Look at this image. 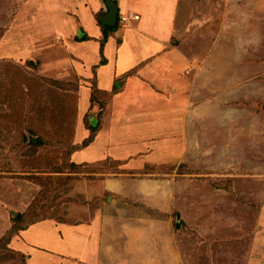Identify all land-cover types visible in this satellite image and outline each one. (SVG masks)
Wrapping results in <instances>:
<instances>
[{
	"label": "rangeland",
	"instance_id": "1",
	"mask_svg": "<svg viewBox=\"0 0 264 264\" xmlns=\"http://www.w3.org/2000/svg\"><path fill=\"white\" fill-rule=\"evenodd\" d=\"M154 1L161 2H148L154 5ZM52 2L54 0H0V242L13 234L10 243H0V264H58L61 258L54 253V246L50 249L36 244L25 245V248L17 246L24 243V239L16 230L47 219L68 223L79 221L82 225L93 222L103 209L102 204L109 209L113 197L119 198L110 192L104 194V180L113 177L169 180L170 184L164 186L176 191L173 212L168 209L167 212L151 213L150 205H159L162 199L156 197L158 187L152 189L153 198H149L150 191L144 190V183L116 181L110 185L109 182L110 188L126 193V196L139 197L145 191V198H149L148 202H136L140 206L134 208L139 215L128 217L127 224L137 226L138 222L145 223L154 218L161 231L162 226L165 230L168 227L174 241L167 249L159 250L162 260L159 264H168L167 258L169 264H264L263 185L260 184L261 190L257 191L258 188L253 193V184L246 183L247 176L252 175L255 164L260 162L250 161L246 140L240 137L234 160L237 165L232 168L231 160H228L231 153L224 146L226 142L220 146L212 136L207 140V146L204 142L203 145L196 142L195 157L184 163L187 143H183L179 125L184 107L190 106L192 112L200 106L208 114L216 112L219 105L224 115H234L237 110L240 117L245 118L239 122L240 128L247 127V118L253 122L249 123L251 127L264 125V32L258 34L264 22V0H182L180 14L186 22L171 48L165 51L158 50L157 44L146 42L144 37L139 39V45H134L135 38L126 35L135 31L134 23L130 22L139 15L123 11L119 14L115 34L106 39L102 34L103 42L94 38L76 42L74 35L79 31L80 36V28L77 29L74 23L77 21L78 27L81 26L79 20L76 18L70 23L71 30L59 22L58 13L62 7ZM88 4V9H92L91 2ZM140 6L136 8L139 10ZM153 10L154 6L151 7ZM124 15L131 17L127 24L121 22L120 17ZM100 17L95 16L96 24H100ZM157 19L162 17L154 15L151 21H145L151 35L159 26ZM247 19L254 20V24L249 25L251 32L241 30L245 37L250 36L251 44L255 41L253 53L256 57L254 60L244 58L254 63V67H247L248 74L240 73L245 83L239 84L240 96H234L233 89L217 84L215 77L218 74L219 78L221 73L222 81L226 79L228 72L223 70L226 67L223 64H229L232 69L236 67L230 62L231 58L240 57L239 67L246 68V61L243 62L237 51L240 48L246 53V45L241 39H225L222 26L241 25ZM161 21V31L165 32L167 23L163 22L165 19ZM223 22L226 24L222 25ZM85 31L88 33L90 29ZM93 31L91 33L96 34ZM156 36L157 31L154 38ZM179 39L181 44H176ZM121 46L125 47L122 49ZM219 49L227 56L220 54ZM156 50L160 53L154 56ZM128 53L135 56L123 61L121 66L132 68L131 71L111 79L114 70L120 69L121 57ZM185 53L193 65L184 73L190 66ZM219 57L221 66L217 67ZM142 59L154 61L151 64L156 65L148 70L147 67L141 69L145 64ZM197 59L201 66L205 65L201 70L196 64ZM96 83L106 85L108 95L96 93V101H91L92 86ZM113 87L123 92L122 99H116V95L112 98ZM236 97L238 101L233 99ZM252 97L254 103L250 102ZM103 114L106 115L101 130L103 146L111 155L118 156L114 144L118 147L119 133L117 139L113 133L121 130L128 135L140 136L135 141L141 150L131 146L132 151L151 149L160 157V163L144 164L143 154H125L126 158L121 160L110 155L99 162L73 165V142L76 140L81 145L89 136L90 122L98 119L101 124ZM189 129L191 131L192 127ZM207 129L215 131L209 124ZM219 139L226 140V136ZM121 146L126 148L127 142H122ZM204 146L206 149L200 159L198 150ZM90 151L85 155L86 161L92 155L97 159V151L93 148ZM217 176L234 177L235 180L214 179ZM200 178L206 183L204 186H197ZM184 180L194 184L186 185L188 192L181 189ZM147 187L145 184V189ZM203 187H207V200L211 204H204L202 198H197ZM214 190L233 194L232 207L223 204V208L214 207L213 201L208 199L209 191ZM133 201L120 202L128 207ZM120 202L118 204L122 205ZM206 204H210L211 210ZM98 216L100 219L102 213ZM93 225L96 223L82 228ZM64 235L70 238L69 234ZM82 235L86 239L93 238L87 230L82 231ZM37 241L41 245L56 243L39 238ZM147 255L144 249L140 253V247L127 248L126 263L122 264H147L144 262Z\"/></svg>",
	"mask_w": 264,
	"mask_h": 264
},
{
	"label": "crops",
	"instance_id": "2",
	"mask_svg": "<svg viewBox=\"0 0 264 264\" xmlns=\"http://www.w3.org/2000/svg\"><path fill=\"white\" fill-rule=\"evenodd\" d=\"M114 1L118 3L119 14L121 11H123L127 13H132V14L135 13L140 16L139 20L130 22V23H134L135 31H129V33L126 35L127 37L135 38V41L133 42L135 43L134 45H139V39L144 37V40L146 42H151L153 45L157 44V47L159 48L158 50L165 51L166 49L171 48V46L173 45V41L176 39L177 33H179L180 30L183 31L182 24H185L186 20L184 19V16H182L183 14L182 15L180 14V6H182V0H161V2L154 1L155 2L154 5L148 2L152 0H114ZM88 2H91L92 9L90 7L88 9V7L86 6ZM52 3L54 5L58 4L62 7L61 11L58 13L59 14L58 16L60 18L59 22L70 27L71 25L70 23L74 20L76 21V18H77V20H79V23L82 27L81 26L78 27L77 21L76 23L74 22L72 23L76 25L77 29L80 28V34L85 33L91 39L92 38L98 39V40L102 39L103 32H102V27H101L102 24L100 23V19L106 13V8L103 3V0H54V2ZM140 5H142V7ZM136 6H140L139 10L136 8ZM152 6H154L153 11H151ZM141 11L144 13L145 21H148V19L150 20V18L151 17L153 18L154 15H156V17L157 16L162 17L161 20L165 19V21H163L164 23H167L165 32H163V29L161 31L162 21L157 19V24H159V26L158 27L156 26V29L154 31V32L157 31V36L154 38V32L152 33V35L148 33L146 30L147 26L143 19V14ZM74 13H76L77 15ZM82 14L84 15L83 17L81 16ZM97 15H101L99 19L100 24H96L95 22V19H96L95 16ZM181 18H182V21H181ZM82 21H83V24H82ZM143 21H144V24L141 23ZM223 24H226V22L225 23L223 22L222 25ZM251 24H254V20L247 19L246 23L241 24V25L239 24L234 25L230 23L228 27L222 26V28H224L225 31L221 33H222V36H225V39L227 38L230 40L231 39H241L242 43L245 42V45H246V53H243V49L240 50V48H238L237 50L238 55L243 57V62L246 61L247 63L246 68L244 67L243 69L242 67H239L240 57L231 58L230 62L231 63L234 62L233 65L236 67L232 69L229 64H223L226 66L223 70L228 72L226 79L222 81L223 78L221 79V76H222L221 73L219 74L221 75L219 76V78H217L218 74L216 75L217 77H215V82H217V84L219 85L222 84V85L228 86L231 89H233L234 96L235 95L240 96L239 94L240 85L239 84L241 82L245 83L244 80L242 79L244 77L241 76L240 73L244 71L247 73L249 71V68L254 67V63L244 58L248 57L250 60L251 59L254 60V57H256V53H253L255 49L254 46L256 45L255 41L251 44L250 36L248 35L247 37H245L244 34H242L244 32L241 30V29H244L245 31L247 30V33L248 31L251 32V29H249V25ZM70 29L72 30L71 27ZM86 29H90L88 33L91 34V36L85 31ZM73 30H74V27H73ZM92 30H94L93 32H96V34L91 33ZM260 32L261 33L264 32V22L262 24V31H259L258 34H260ZM58 33L63 38L62 33L61 32H58ZM183 33L184 32H181V34ZM78 34H79V31L76 32V35L74 36L77 37ZM160 34H162V36ZM219 38H220V35H219ZM255 38L256 36H254V40ZM125 42L126 40L123 41V45L126 44ZM177 43L181 44V40L180 39L177 40L176 44ZM121 47L123 49L125 46H121ZM158 50H156V52L153 53L154 56H157L158 53H160L158 52ZM218 52L224 56H227V54L222 53L223 51L221 49H219ZM134 56H135L134 53L124 54V56L121 57L120 69H118L117 67L114 70V73H112L111 79H113V77L115 78V77H118V75H123L124 73L131 71L132 68L123 69L121 65L123 61H129L133 59ZM257 56H260V55H257ZM185 57L187 58L188 64L190 66L189 68L184 69V73L187 72L188 69H190V67L193 65L190 58L186 56V53H185ZM220 59L221 58L219 57L218 59L219 65L217 67L221 66ZM141 62L145 63L141 66L142 67L141 69H144L147 67V70H148L149 69L148 67H151V66L153 67L154 65H156L155 63L151 64L154 61L146 62L145 59L144 60L142 59ZM141 62L140 64H142ZM200 62L201 61H199V59L196 60V64L198 65V68L201 70L205 65L201 66ZM196 64L194 66H196ZM248 66L249 68L247 69ZM221 71L222 70H220V72ZM247 83L249 84L250 82H247ZM248 84L245 85L247 88H248ZM96 87L101 91H106V85H98L96 83ZM249 92L251 93V91ZM115 95H116V99H122L123 92L121 91L115 92V94H112V98ZM233 99L235 100L237 99L238 101V97L233 98ZM254 101H255V98L253 99L252 97L250 102L254 103ZM189 107L188 108L184 107V111L182 112L183 114L182 119L179 124L180 127H182L181 136L184 139L183 143L184 145H186L185 141L187 143L186 145L187 150L185 152H188V153L187 155L183 157L184 163L187 161H191L195 157L196 148L194 146L196 142L202 145L204 142L205 146H207V140H210V138L212 139V136H214L215 141L217 139L220 142L219 143L220 146L223 144V142H226L224 143V146L225 148L227 146L228 152L231 153L228 160H231V167L233 168L235 165H237V163H235L234 161L236 160L235 151L238 152L239 142H240V137H241V139L246 140L247 152L251 158L250 161L258 160L257 162H260L259 164L254 163L257 166L254 167L252 175L247 176L248 179H246L247 181L246 183L249 182L253 184V187L251 189L253 193H255V191L258 188L259 189L257 191L261 190L262 185H263V189L261 192L262 194L261 200L264 203V162H263L264 161V125H262L261 127H251L249 126V123H253V122H251L247 118V122H246L247 127L240 128L239 122L245 118L240 117L237 110L235 111L234 115L233 114L224 115L223 113H221L222 106L220 105H219V108L221 107L220 110L218 108L219 112L218 110H216V112L208 113V114L205 113L204 109H202V107L200 106L197 109L192 110V112H190ZM103 115H102V122L100 124V128L97 132L94 142L90 146L86 147L85 149H82L83 150V151L81 150L82 152L77 151L73 155V159L76 163L77 162H82V163L83 162H87V163L99 162V161L108 159L109 156L111 155L107 151L106 147L103 146L104 142H103V135L101 134V130H102L103 121L106 116L105 114ZM204 124H205V128H203ZM208 124H209V127L214 128L215 131L210 132L211 130L207 129ZM185 127L188 128L187 131H185L186 130ZM191 127H192L191 131H193L192 132L193 134L192 133L190 134L191 131L189 128ZM119 129H120V124H119ZM118 133H119V137L117 139ZM113 135H114V139H117L116 142L119 143L118 147H116L114 144L115 152H118V156L116 157V155L114 154L111 155L114 158H120V159H115V160H121V158H126L125 154H128V155H132V154L142 155L143 154L144 164L155 163L157 161L160 163V157H158V155H155V153L153 154V150L151 149L143 150V151H135V152L132 151L131 146H134L138 148L139 150H141L139 148V145L135 141L136 139L139 140L140 138L139 135H134V133H131L130 135H128L127 133H124L121 130H115ZM190 135H191V138H190ZM89 136H90V131H89ZM203 136H204V139H202ZM221 136H226V140L219 139V137ZM122 142H127L126 148H122L121 146ZM205 146L204 148L198 150V154H199L198 156L200 159L203 155L202 154L203 149H206ZM91 148L97 151V154H96L97 159H95L94 155H92V157L86 161L85 155L88 152H91L90 151ZM225 148H224V151H225ZM164 152L165 151H163L162 153ZM81 153L84 155H81ZM99 156L100 158L98 159ZM161 161L164 162V160H161ZM113 178L114 179H110L109 181L107 179L104 180L106 181L104 184V194L107 192L108 193L110 192V194L111 193L115 194L119 198L116 199L113 197V202H112L113 207L110 206L109 209L106 208L105 204H102L103 209L99 210L98 214L96 215V220H94L93 222H88L85 225L80 224L81 222L79 221L74 222V223H68L64 221L50 220V219L39 221L19 231L20 235L24 239V243L17 242L18 243L17 246H23L25 248V245L32 247V245L36 244V246L45 247L47 249H50V246L51 247L54 246L55 248L54 253H56L58 257L61 258V259H58L57 261L58 264H111V263L112 264H122L123 262L126 263V259H127L126 249L127 248L140 247V253H142L144 249V251L148 254L146 256L147 258L146 260L141 258L142 261L145 260L144 262H146L147 264L162 263L161 262L162 260L160 261L159 259V253H158L159 250H162L164 248L167 249V245H169V243H172L174 241V237L169 234L168 227H166V230H165L164 227L162 226V231H161L160 226L154 223V218L148 219V221H145V223L143 222L137 223L134 220L137 223V226H132L130 224H127L126 219L130 216H134V218L138 217L139 215L137 213L138 211L136 208H134V206L136 205L140 206V205L137 204L136 202H140V201L148 202L149 198H153V195L151 193L152 189L154 188L156 189L157 187L159 190V194L156 197H161L162 199L159 205H150L148 203L150 205L149 208L152 210L151 213H155L158 210L166 211L168 209L170 210V212H173L176 191L174 189L168 190L164 186V184H170L169 180L162 181V180H158L157 178H153V177H145L141 180H138L136 178L129 179L127 177H125L126 179L123 177L121 178L113 177ZM214 179L216 180L229 179L231 181L235 180L234 177L222 178L219 176L215 177ZM116 181L124 182L126 184L129 181H134L135 183H139V184L144 183L143 188L144 190L150 191V197L145 198V193H144L145 191L143 192L142 196H139V197L137 196L131 197V195L129 194L128 196H126L127 195L126 193H122V192L117 191L114 188H110V185L114 184ZM109 182H111V184ZM145 184L148 186L146 189H145ZM187 184L194 185L189 180H186V181L184 180L182 182V187H181L183 192L189 191V189L186 187ZM205 184L206 183H204L202 178H200V180L197 181V186L199 185L204 186ZM125 187L126 186H124V188ZM163 189H165V191H163ZM205 189H207V187L206 188L203 187L204 193L202 190L199 192L200 198L197 196L198 199L202 198L201 200L204 201V204L210 203L207 200V193ZM209 195L210 196L208 199L213 201L214 207L216 208H219V207L223 208L224 206L232 207V203L234 200L233 194L230 195L228 192H226V190H220V191L214 190V192L209 191ZM131 199H134V201L131 204H129V206L133 205L131 207L129 206L127 207L125 206L126 203L120 202L121 200L131 201ZM227 199H229L230 204ZM118 202H120L122 205H119ZM115 204L117 206H115ZM210 204H206V207H208L211 210L212 207L210 206ZM222 204L224 206H221ZM102 205H101V208H102ZM100 212L102 213V216L99 219L98 215ZM92 223H96V226L93 225L87 228H82L83 226H88ZM218 223L219 224L221 223V217H219ZM85 230L89 231V234H93V238L89 239V237H87L86 239V236L82 235V231H85ZM64 234H69L70 238H67ZM38 238L40 240H44L47 243H53V242H56V243L55 245H41V243L37 241ZM52 239L54 240L52 241ZM73 240L75 242H73ZM156 249L158 251H156ZM18 251L21 252L19 249ZM31 252L37 255H43V256L45 255L39 251H31ZM21 253H24V252H21ZM32 258L33 256L31 255V259ZM68 258H70L69 261H68ZM165 261L168 264L170 263L169 258H167ZM171 262H175V260H172Z\"/></svg>",
	"mask_w": 264,
	"mask_h": 264
},
{
	"label": "trees",
	"instance_id": "3",
	"mask_svg": "<svg viewBox=\"0 0 264 264\" xmlns=\"http://www.w3.org/2000/svg\"><path fill=\"white\" fill-rule=\"evenodd\" d=\"M101 27H102V32H103V37L106 39L110 34H113V33H115V31H116V28H109V27H105V26H102L101 25ZM90 39V37H88L85 33H81L80 34V36L78 35L76 38H75V40H76V42H84V41H87V40H89ZM101 41H102V39H101ZM103 42V41H102ZM93 87V89H92V97H91V101H94V99H95V101H96V93H101V92H104V94L105 95H108V91H101V90H99L96 86H92ZM115 92H117L115 89L114 90H112V93H111V96H112V94H115ZM110 96V95H109ZM95 121V122H94ZM93 122H90V126H89V130H90V136L81 144V145H79L78 144V142H76V140H75V142H73V144H72V147L74 146V148H72L73 150H72V153H71V158H72V160H73V165H76V162L74 161V159H73V155L78 151V150H80V149H84V148H86V147H88V146H90L93 142H94V140H95V138H96V135H97V132H98V130H99V128H100V123H99V120L98 119H96V120H94ZM22 229H24V228H19V229H17L16 231L17 232H19V231H21ZM13 230V229H12ZM11 230V231H12ZM15 233V232H14ZM12 235L13 234H11V235H7L5 238H3L4 240L3 241H1L0 243H2V242H4V241H6V242H8V243H10V241H11V238H12Z\"/></svg>",
	"mask_w": 264,
	"mask_h": 264
},
{
	"label": "water",
	"instance_id": "4",
	"mask_svg": "<svg viewBox=\"0 0 264 264\" xmlns=\"http://www.w3.org/2000/svg\"><path fill=\"white\" fill-rule=\"evenodd\" d=\"M103 3L106 8V13L100 19V23L103 26H106L109 28H115L117 26V22L119 18L118 3H116L114 0H103Z\"/></svg>",
	"mask_w": 264,
	"mask_h": 264
},
{
	"label": "built area",
	"instance_id": "5",
	"mask_svg": "<svg viewBox=\"0 0 264 264\" xmlns=\"http://www.w3.org/2000/svg\"><path fill=\"white\" fill-rule=\"evenodd\" d=\"M120 18H121V22L126 23V24L129 23V22L131 21V20H130V19H131L130 16H125V15H124V16H121ZM139 18H140L139 16H135V19H136V20H139Z\"/></svg>",
	"mask_w": 264,
	"mask_h": 264
}]
</instances>
